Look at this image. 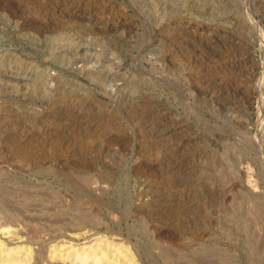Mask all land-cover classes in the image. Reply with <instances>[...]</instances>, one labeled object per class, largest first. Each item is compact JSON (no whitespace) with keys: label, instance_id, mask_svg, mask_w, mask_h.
Masks as SVG:
<instances>
[{"label":"rangeland","instance_id":"obj_1","mask_svg":"<svg viewBox=\"0 0 264 264\" xmlns=\"http://www.w3.org/2000/svg\"><path fill=\"white\" fill-rule=\"evenodd\" d=\"M0 242L264 264V0H0Z\"/></svg>","mask_w":264,"mask_h":264},{"label":"bare ground","instance_id":"obj_2","mask_svg":"<svg viewBox=\"0 0 264 264\" xmlns=\"http://www.w3.org/2000/svg\"><path fill=\"white\" fill-rule=\"evenodd\" d=\"M208 55V54H207ZM1 243V242H0ZM1 247V246H0ZM4 250V249H3ZM90 250V249H89ZM85 252V251H84ZM1 253V252H0ZM3 253V252H2ZM19 253V251H18ZM18 253H17V256H18ZM16 254V252H15ZM15 254L12 252H9L7 254H4V258L2 259L1 261V264H18L19 263V258H17L15 256ZM66 254V253H65ZM84 254V253H83ZM20 255V254H19ZM91 255V254H90ZM59 256V255H58ZM63 256V254H62ZM67 256V255H66ZM83 256V255H82ZM88 256V255H87ZM105 256V255H104ZM2 257V256H1ZM75 258V257H74ZM105 258V257H104ZM1 259V258H0ZM22 259V258H21ZM21 261V260H20ZM23 261V260H22Z\"/></svg>","mask_w":264,"mask_h":264}]
</instances>
